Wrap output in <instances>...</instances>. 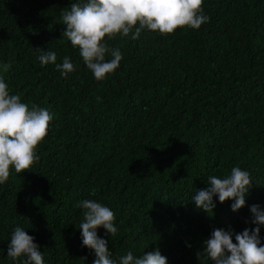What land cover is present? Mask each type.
<instances>
[{
	"label": "trees",
	"instance_id": "obj_1",
	"mask_svg": "<svg viewBox=\"0 0 264 264\" xmlns=\"http://www.w3.org/2000/svg\"><path fill=\"white\" fill-rule=\"evenodd\" d=\"M73 2L0 0V77L10 94L54 116L39 161L0 184V264L24 259L7 256L17 226L45 264H93L79 230L86 199L115 213L118 233L97 232L117 262L159 248L168 264H212L197 251L215 229L259 226L264 244L250 211L264 210V0H204L209 20L199 29L106 37L123 59L99 81L62 36ZM39 49L76 70L64 77L41 65ZM237 166L253 181L245 206L233 211L234 200L214 197L211 216L197 209L191 199L207 178Z\"/></svg>",
	"mask_w": 264,
	"mask_h": 264
},
{
	"label": "clouds",
	"instance_id": "obj_2",
	"mask_svg": "<svg viewBox=\"0 0 264 264\" xmlns=\"http://www.w3.org/2000/svg\"><path fill=\"white\" fill-rule=\"evenodd\" d=\"M203 3L204 0H76L71 3L70 10L62 12L61 20L66 25L62 36L79 49L83 62L99 81L113 73L123 59L118 47L108 46L106 37H127L132 33L135 40L145 29L162 35L172 34L178 28L199 29L209 20L203 12ZM39 50L41 65L54 64L64 77L76 70L69 57L65 56L62 63H57L55 51ZM109 54L111 59L106 60ZM9 67L5 64L3 70L6 72ZM53 118L49 109L37 105L29 107L19 95L10 94L8 85L0 77V184L9 179L11 169L23 173L39 161L37 147L48 135ZM252 182L248 171L233 167L224 177L209 176L208 186L196 191L191 200L197 209L210 216L216 207L214 197H218L220 203L234 200L231 208L237 211L245 206V195ZM80 207L84 210L79 225L82 245L94 251L93 264H168L159 248L141 256L128 251L117 262L112 258L109 241L98 236L97 232L103 228L108 237L118 233L115 213L96 200L86 199ZM250 211L253 214L251 222L264 225V210L253 205ZM7 256L13 261L24 258L21 264H45L34 237L19 226L11 235ZM201 257L212 264H264L260 227L245 229L241 233L213 230L211 237L204 241L203 249L197 251L198 261Z\"/></svg>",
	"mask_w": 264,
	"mask_h": 264
}]
</instances>
